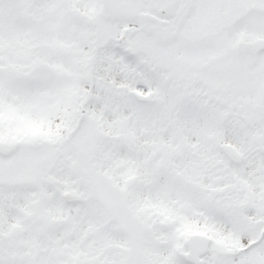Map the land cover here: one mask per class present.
Returning <instances> with one entry per match:
<instances>
[{
  "label": "snow or ice",
  "instance_id": "obj_1",
  "mask_svg": "<svg viewBox=\"0 0 264 264\" xmlns=\"http://www.w3.org/2000/svg\"><path fill=\"white\" fill-rule=\"evenodd\" d=\"M0 264H264V0H0Z\"/></svg>",
  "mask_w": 264,
  "mask_h": 264
}]
</instances>
